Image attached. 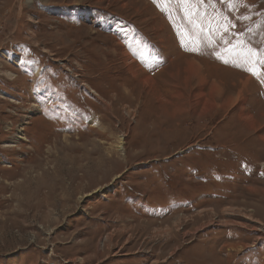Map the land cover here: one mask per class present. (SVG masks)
Listing matches in <instances>:
<instances>
[{"label": "rangeland", "instance_id": "374dc122", "mask_svg": "<svg viewBox=\"0 0 264 264\" xmlns=\"http://www.w3.org/2000/svg\"><path fill=\"white\" fill-rule=\"evenodd\" d=\"M144 260L264 264V0H0V264Z\"/></svg>", "mask_w": 264, "mask_h": 264}, {"label": "crops", "instance_id": "0c3cea01", "mask_svg": "<svg viewBox=\"0 0 264 264\" xmlns=\"http://www.w3.org/2000/svg\"><path fill=\"white\" fill-rule=\"evenodd\" d=\"M111 212V211H110ZM176 216V215H175ZM127 218H130V216H127ZM175 218V217H174ZM263 218V217H262ZM126 220V219H125ZM179 220V219H178ZM175 221V222H179V221ZM106 236L105 237H107V236H109L110 238H109V241H110V239L111 240H113V239H118L119 238V236H122V233H120V231L119 232H117V230L115 231V230H112V231H107L106 233ZM174 237H177V236H180V235H173ZM118 242V241H117ZM139 249H136L135 251H133V252H136V251H138ZM133 252H131V253H133ZM131 253H130V255H131ZM141 262V260L139 261V263ZM144 262H145V260L144 261H142V264H144ZM153 263H154V261H153ZM153 263H151V264H153Z\"/></svg>", "mask_w": 264, "mask_h": 264}, {"label": "bare ground", "instance_id": "6f19581e", "mask_svg": "<svg viewBox=\"0 0 264 264\" xmlns=\"http://www.w3.org/2000/svg\"><path fill=\"white\" fill-rule=\"evenodd\" d=\"M123 141L120 139V142H119V145L117 146L118 147V149L119 150H121V151H123L124 150V146H123ZM227 210H232V209H227ZM230 212V211H229ZM231 212H234V213H236V214H240V213H242L244 216H246V215H248V214H244L243 212H242V210H237V209H234L233 208V210L231 211ZM253 214H251V215H249V216H246V217H248L249 219H251L252 221H254V218H253ZM257 220V222L258 223H260V225H263L262 223V220L259 218V219H256ZM229 246V245H228Z\"/></svg>", "mask_w": 264, "mask_h": 264}, {"label": "snow or ice", "instance_id": "6c2138e0", "mask_svg": "<svg viewBox=\"0 0 264 264\" xmlns=\"http://www.w3.org/2000/svg\"><path fill=\"white\" fill-rule=\"evenodd\" d=\"M154 2H156V0H154ZM192 0H184V3H191ZM197 3H200V4H203L204 3V0H196ZM209 2H211V0H209ZM229 3H234V0H228ZM257 56V52L255 50H252L251 51V57H256ZM258 62H261L258 60ZM253 74H255L253 72Z\"/></svg>", "mask_w": 264, "mask_h": 264}]
</instances>
